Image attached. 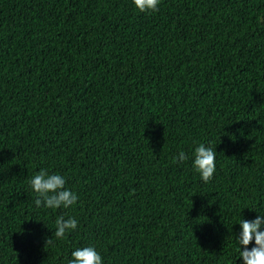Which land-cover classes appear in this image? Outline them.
I'll list each match as a JSON object with an SVG mask.
<instances>
[{"label":"trees","instance_id":"obj_1","mask_svg":"<svg viewBox=\"0 0 264 264\" xmlns=\"http://www.w3.org/2000/svg\"><path fill=\"white\" fill-rule=\"evenodd\" d=\"M264 0H0V264H240L264 213ZM196 142L217 150L204 183ZM41 168L78 203L35 206ZM59 215L78 229L54 236ZM53 235V236H52ZM52 238V243L47 240Z\"/></svg>","mask_w":264,"mask_h":264},{"label":"clouds","instance_id":"obj_2","mask_svg":"<svg viewBox=\"0 0 264 264\" xmlns=\"http://www.w3.org/2000/svg\"><path fill=\"white\" fill-rule=\"evenodd\" d=\"M134 8L140 13H155L159 11L162 0H132ZM257 24L264 25V14L257 18ZM217 150L210 143L196 142L189 156L181 150L173 157L174 161L182 163L191 160V167L198 173L204 183L214 179L216 173ZM31 190L35 193V206L45 210H67L79 201V195L67 187V178L54 171L41 168L29 181ZM255 210L258 215L254 219L241 218L238 223L240 230L236 235V252L240 264H264V213ZM79 221L74 216L59 215L55 220L54 236L63 241L68 235L78 229ZM53 236V235H52ZM52 238L47 244L52 243ZM67 264H105L102 254L94 244L75 247L67 260Z\"/></svg>","mask_w":264,"mask_h":264}]
</instances>
